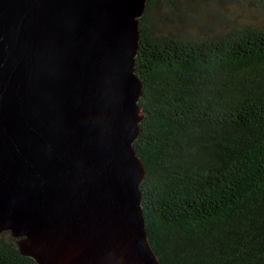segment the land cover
<instances>
[{
	"label": "water",
	"instance_id": "1",
	"mask_svg": "<svg viewBox=\"0 0 264 264\" xmlns=\"http://www.w3.org/2000/svg\"><path fill=\"white\" fill-rule=\"evenodd\" d=\"M149 0H0V236L38 264H164L135 147Z\"/></svg>",
	"mask_w": 264,
	"mask_h": 264
},
{
	"label": "trees",
	"instance_id": "2",
	"mask_svg": "<svg viewBox=\"0 0 264 264\" xmlns=\"http://www.w3.org/2000/svg\"><path fill=\"white\" fill-rule=\"evenodd\" d=\"M185 6L149 0L140 23L148 235L164 264H264V24L185 34ZM14 240L0 264H38Z\"/></svg>",
	"mask_w": 264,
	"mask_h": 264
},
{
	"label": "rangeland",
	"instance_id": "3",
	"mask_svg": "<svg viewBox=\"0 0 264 264\" xmlns=\"http://www.w3.org/2000/svg\"><path fill=\"white\" fill-rule=\"evenodd\" d=\"M259 0H186V9L191 13L185 34L213 35L225 31L227 25L236 26L242 22L264 24V12L257 5ZM167 4L161 10L169 12ZM153 13L160 19L159 10ZM169 14V13H168Z\"/></svg>",
	"mask_w": 264,
	"mask_h": 264
}]
</instances>
